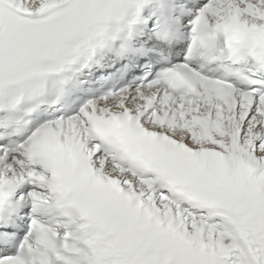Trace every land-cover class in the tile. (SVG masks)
Segmentation results:
<instances>
[{
	"label": "snow or ice",
	"instance_id": "snow-or-ice-1",
	"mask_svg": "<svg viewBox=\"0 0 264 264\" xmlns=\"http://www.w3.org/2000/svg\"><path fill=\"white\" fill-rule=\"evenodd\" d=\"M0 264H264V0H0Z\"/></svg>",
	"mask_w": 264,
	"mask_h": 264
}]
</instances>
